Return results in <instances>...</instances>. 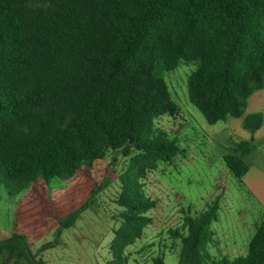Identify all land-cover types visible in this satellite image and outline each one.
<instances>
[{
  "label": "trees",
  "instance_id": "trees-1",
  "mask_svg": "<svg viewBox=\"0 0 264 264\" xmlns=\"http://www.w3.org/2000/svg\"><path fill=\"white\" fill-rule=\"evenodd\" d=\"M180 61L197 66L188 95L210 125L243 118L264 88V0H0V190L71 179L110 153L129 159L111 247L113 264H127L124 249L144 237L158 205L145 191L148 174L183 154L153 130L178 111L164 75ZM263 122L250 114L243 127L254 134ZM252 143L237 147L248 153ZM223 159L240 181L248 173L242 156ZM219 210L216 197L185 215V233L171 231L182 243L178 264H216L208 246ZM79 214L60 222L58 238ZM17 253L44 264L24 236L0 242V256ZM225 264H264V218L247 254Z\"/></svg>",
  "mask_w": 264,
  "mask_h": 264
},
{
  "label": "rangeland",
  "instance_id": "rangeland-1",
  "mask_svg": "<svg viewBox=\"0 0 264 264\" xmlns=\"http://www.w3.org/2000/svg\"><path fill=\"white\" fill-rule=\"evenodd\" d=\"M196 68L195 64L180 61L175 70L164 75L178 111L157 119L153 130L166 132L178 142L183 154L172 162L159 163L148 174L145 191L158 205L150 212L153 224L144 237L124 249L127 264H152L158 256L166 264H178L182 243L171 231L185 233V215L199 214L216 197H220L219 220L212 224L213 237L208 246L214 263H230L245 256L261 222L257 199L223 159L236 153L245 160L250 151L245 153L237 147L228 121L210 125L189 99L188 78ZM128 161L110 153L68 180L56 178L49 184L39 181L18 195L1 189L0 233L4 240L14 236L10 235L12 230L24 231L29 247L36 252L40 244H53L59 239L57 248L44 257L52 264H113L111 247L122 226L118 219L122 208L115 200L121 192L119 175ZM77 212L80 214L75 224L62 230L58 238L60 222ZM16 257L12 264H26L22 254ZM4 262L0 258V264Z\"/></svg>",
  "mask_w": 264,
  "mask_h": 264
},
{
  "label": "crops",
  "instance_id": "crops-1",
  "mask_svg": "<svg viewBox=\"0 0 264 264\" xmlns=\"http://www.w3.org/2000/svg\"><path fill=\"white\" fill-rule=\"evenodd\" d=\"M250 114H262L264 118V88L262 90L256 91L249 99L248 106L243 118H230L228 122L230 123V127L228 130L230 131V136L236 137L234 141L240 143L242 141H250L253 138V143L251 144V150L248 155L245 157L246 164L249 167L248 173L241 180L250 188V192L257 199L259 204L260 214L259 221H262L264 218V122L262 127L257 130L254 134L250 131L244 129L243 121L247 115ZM244 140H240V139ZM248 158V159H247ZM11 218V217H10ZM12 219V218H11ZM10 220V219H9ZM11 224V223H10ZM2 225V223H0ZM258 225V224H257ZM4 226V225H3ZM1 227V226H0ZM257 227V226H256ZM28 229V227L26 226ZM23 231L14 232L13 230L10 232V235H20L24 236L26 239V234ZM3 235L0 233V240H4ZM50 243V242H47ZM45 243V244H47ZM41 245V244H40ZM38 246L36 252L32 251V253H36L35 259L36 261H41L44 264H52L49 260H44L45 254H47L50 250L57 248V246H53L52 248H48L44 251H41V246ZM31 249V248H30ZM17 254L9 255L4 254L1 255L0 258L5 262L3 264H12L16 262ZM21 258V257H19ZM22 261L26 262V264H30L25 257L22 256Z\"/></svg>",
  "mask_w": 264,
  "mask_h": 264
}]
</instances>
